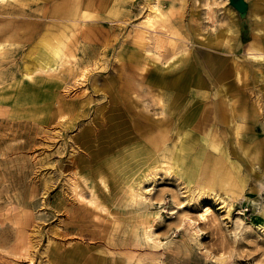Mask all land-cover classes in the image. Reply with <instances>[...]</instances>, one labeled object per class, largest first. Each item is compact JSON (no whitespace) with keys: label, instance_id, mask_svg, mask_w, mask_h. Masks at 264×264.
<instances>
[{"label":"rangeland","instance_id":"1","mask_svg":"<svg viewBox=\"0 0 264 264\" xmlns=\"http://www.w3.org/2000/svg\"><path fill=\"white\" fill-rule=\"evenodd\" d=\"M60 1H22L16 10L26 16L0 19L20 40L0 54V264H264V58L247 49L259 29L264 45V0H159L166 28L155 32L144 29L153 0H77L91 17L78 21L66 61L29 77L34 42L27 36L58 22L51 14ZM158 31L166 43L154 55L143 43ZM235 64L246 68L241 81ZM187 69L198 86L187 83ZM236 86L252 121L238 134V116L205 126L213 106L241 101ZM175 92L198 126L186 135L191 148L167 171L161 151L141 150L144 137L111 125V97L130 99L126 117L144 108L159 116ZM170 132L169 143L177 139ZM213 141L239 165L244 182L233 197L201 186L193 159L216 154ZM243 145L258 148L254 165L241 157ZM187 170L197 177L185 180ZM144 225L154 243L141 235Z\"/></svg>","mask_w":264,"mask_h":264},{"label":"bare ground","instance_id":"2","mask_svg":"<svg viewBox=\"0 0 264 264\" xmlns=\"http://www.w3.org/2000/svg\"><path fill=\"white\" fill-rule=\"evenodd\" d=\"M22 1L28 0H0V19L11 21L15 20V18L26 16L25 14H23L24 12L17 13L16 10L18 7L23 5ZM35 1L36 3H38L40 0ZM90 14L86 9H81L77 0H74V2H71L70 0H64L56 3L53 7L51 16L52 18L58 20V22L45 23L43 29L41 26L37 28V36L32 32L27 36V39H30V42H34L33 47L31 48L33 57V69H25V74L29 75L30 77V74L32 72L45 70L51 71L58 69L63 64V62L66 61V56L70 52V46L74 42L73 36L78 32L79 26H82L81 23H78V21L82 20L85 22L86 18L91 17ZM166 19L167 13L160 6L159 0H153L151 3V14L147 15L144 21L145 32H155L157 31V28L160 30H165L166 24L163 22L166 21ZM8 27L10 26L4 25L0 27V54L2 52H7L4 51L6 46L20 41H14L12 34H10L9 36V33H7ZM10 29L12 28L10 27ZM262 35L263 33H261L260 29L257 30V32L253 36L254 40L249 43V46L247 48L251 54V57L254 60L258 61L264 58V45H259ZM146 38H148V35L146 36ZM150 39L152 40V42L146 41L143 44H152L153 46L150 49L153 51L152 53H154V55L160 53V50L164 48L166 43V39H164L161 31H158ZM170 39H173V34L170 35ZM215 62L220 63V60L217 59L215 60ZM235 67L238 74L237 78L239 81H241L242 76L239 74L242 73L243 75H245L246 68L243 66H238L236 64ZM87 69L88 67L84 66L80 70L81 72L79 73V78L83 77L86 74ZM187 70V83L195 84L198 86L200 84L199 78H193L192 69ZM223 74H225V71L223 72ZM163 79V77H160L157 82L163 84L162 87L166 89H172V86L166 84V81H164ZM185 87V83H183V85L179 87L181 92L185 90ZM121 89L126 90L128 89V87L124 86V88L122 87ZM235 89L236 93H238L241 97V101L236 103L233 97H228L230 101H222V103L218 104L216 107L213 106L211 111H209L206 114V117H204V120L207 121V123H204L205 126L208 124L210 128L214 129L221 123L229 124L232 119H234V117L237 118L238 116L240 118V122H237L235 120V123L237 122L235 125V134H238V129L240 127H245L248 122L252 121L251 115H253V108L252 112L248 109V103L244 99L245 93H241L242 87L236 86ZM191 92L197 97L202 96V92L197 88L191 89ZM118 94L121 95L120 93ZM174 94L176 95V92ZM177 95L172 99L175 102L170 105L164 101L160 103V110L154 112L160 114L159 116L152 114L149 108H144L142 109L140 114L136 112L134 116L131 117H129L128 115V117H126V113L130 111L132 107L130 99L128 100V102L118 103L116 100V98L118 97L114 95H112L111 97V101L113 103L111 112H115L110 116L111 125L115 126L116 129L123 128L120 133L128 130H134V132H136L138 136L144 137L141 150H147L149 152L161 151V155L159 158L161 159V163L163 165H166L165 167L167 171L178 166V163L182 160V152L188 148H191V145L187 142L186 135L187 133H189V130H191L192 127L198 126L197 124L189 122L195 117H193V115L190 114L192 112L187 111L186 106L182 104V98L179 96L180 94ZM238 103L239 105H237ZM128 122H132L133 128L130 127L131 124L126 126ZM173 129L176 131L175 135L177 136V139L174 142L169 143L170 139L168 140V138L171 137L169 135V132ZM108 134H110V132H108ZM110 135L112 136V134ZM217 137L219 136L217 135ZM208 143L209 142H204L203 145H206ZM212 146L218 150L216 154L208 152L207 154H203V158L197 156L193 159V163L195 164V166H197L198 168L200 167L198 176H200L201 179V186L202 188H206L208 191H210V194L214 193V196L215 194H218L216 191L217 188H220L224 190L225 193H228L231 197H233L235 196L236 190H239L240 186L244 182V179L241 178L240 175L239 177H237V174L239 172V165L234 161H229L225 149L220 145L217 146L215 141H213ZM254 149L248 150L246 147L243 148L241 153V157L245 161H249L250 165H254V161L256 159L259 160L260 158V152L258 148ZM249 158L251 159L248 160ZM191 173H189L188 170L187 172L183 173L185 176H187L185 177V180L186 178L197 177L193 176ZM262 173L263 171H261V174ZM145 176L147 175H140V178L138 177V182H141L143 181V179L148 178ZM236 186L237 189L234 188ZM137 194L141 196V193L137 192ZM218 197L221 199L223 196ZM208 211L209 207H204L202 211L197 213V215H199L200 218L204 219ZM192 224H195V221L193 219H190L188 222V226ZM258 225L259 227H264V209L261 211L258 217ZM141 229V235L143 236V238L147 241H150L151 243H154V234L150 225H144L141 227Z\"/></svg>","mask_w":264,"mask_h":264}]
</instances>
